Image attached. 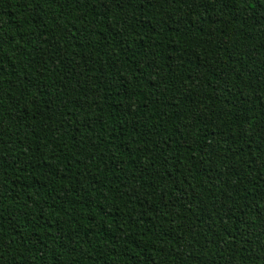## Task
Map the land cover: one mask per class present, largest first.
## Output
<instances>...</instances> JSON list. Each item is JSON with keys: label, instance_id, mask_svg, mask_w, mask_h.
Wrapping results in <instances>:
<instances>
[{"label": "trees", "instance_id": "obj_1", "mask_svg": "<svg viewBox=\"0 0 264 264\" xmlns=\"http://www.w3.org/2000/svg\"><path fill=\"white\" fill-rule=\"evenodd\" d=\"M0 264H264V0H0Z\"/></svg>", "mask_w": 264, "mask_h": 264}]
</instances>
